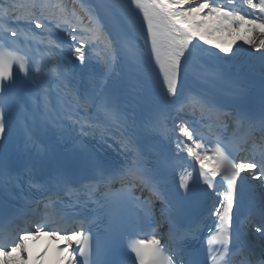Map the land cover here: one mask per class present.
<instances>
[{
  "label": "snow or ice",
  "instance_id": "snow-or-ice-1",
  "mask_svg": "<svg viewBox=\"0 0 264 264\" xmlns=\"http://www.w3.org/2000/svg\"><path fill=\"white\" fill-rule=\"evenodd\" d=\"M0 4H4V0H0ZM243 6L251 9V13L242 12ZM103 7L102 4L93 5L91 0H73L71 8L51 0H7L0 7V97L15 82L18 70L19 74L32 77L35 88L32 103L38 111L53 120L62 115L73 124H79L82 131L99 129L103 139L107 128H100L89 117L81 115L96 104V97L87 92L82 95L74 93L67 84V69L60 71L55 65L53 54L57 50L63 52L65 44L70 58L84 65L88 49L103 42L108 52L106 73L113 72L117 60L122 57L129 78L137 85L149 86L153 75L157 80L162 79L165 104L180 95L184 77L194 68L195 50L210 59H227L229 54L236 55L233 46L242 41L260 53L258 57L252 52L249 55L259 59L264 74V0H227L226 3L221 0H126L122 6L126 23L117 25L115 41L102 31L98 13ZM60 33L67 38L66 41L52 38ZM203 45L218 51L211 52ZM33 54H38L39 59H33ZM194 74L206 81L219 78V73L202 68ZM53 98L62 108L56 116L50 113ZM97 108L105 119L121 128L127 127V118L117 114L107 101L98 104ZM189 110L193 114L198 111L201 120L210 122L209 132H218L231 118L235 130L229 143L237 152L249 153V157L237 162V157L219 135L214 146L209 147L204 136L181 118V114ZM175 119L179 121L176 128L182 138L176 148L185 152L198 166L199 180L213 191L217 177H222L226 184V190L216 192L218 203L209 210L216 220L215 231L207 239L208 260L205 264H231L233 256L239 258L238 264H264V251L257 255L254 245L234 247V241L239 238V230L234 231L235 193L239 182L245 179L242 174L264 181V94L258 117L244 112L231 117L210 102L186 96L176 108ZM146 130L166 134L159 119L150 122ZM5 132L0 107V142ZM85 134L88 133L85 131ZM121 144L132 153L131 161L123 168L109 172L103 161L91 159L95 182L81 185L79 189L71 185L60 169H56L45 183L37 184L32 179V169L28 168L26 179L30 187L39 192L40 198L29 204L30 213L34 212V215L25 213L7 223L0 221V264H29V261L43 264L45 257H48L49 264H89L93 250L92 229L99 222L106 219L109 230L119 235L128 209L154 221L156 200L161 204V217L170 215L174 207H181L190 192L195 168L180 176L179 188L175 192L166 193L151 175L145 156L136 150L131 136H122ZM32 147L40 155L41 150L35 142ZM257 151L259 159L255 155ZM6 174V162L0 158V184L5 182ZM117 184L119 188L115 187ZM76 191L87 193L83 201L77 197L76 204L91 206L92 213L78 223V230L69 227L67 217L53 208L54 203L65 195L71 202L72 193ZM137 191L141 192L140 196ZM144 191L148 192L147 197H143ZM155 222L159 223L158 220ZM250 224L255 233L264 237V208H261L258 220L253 213ZM149 228V231L141 229L137 238L128 242L134 264H197L193 259L184 260L180 244L186 235L198 231L197 228L181 233L170 227L175 248L162 242L156 228L150 224ZM41 237H47L49 243L40 252L30 255L28 242Z\"/></svg>",
  "mask_w": 264,
  "mask_h": 264
},
{
  "label": "bare ground",
  "instance_id": "bare-ground-1",
  "mask_svg": "<svg viewBox=\"0 0 264 264\" xmlns=\"http://www.w3.org/2000/svg\"><path fill=\"white\" fill-rule=\"evenodd\" d=\"M52 3H62L63 5H66L67 7L71 8L73 6V0H51ZM204 48H208V49H212L213 52H217L218 50L215 49V48H212L211 46L209 45H203ZM236 52V51H235ZM200 51L199 50H195L194 51V56H195V61L198 63V64H202L204 61L206 60H214V59H210L209 57L206 56L205 59H202L200 57ZM250 52L248 51H240V52H236V55L235 56H231V54H229V60L235 62V63H242V62H248V64L250 65L251 68H259L260 69V61L259 59H253L252 57H250L249 55ZM254 53V52H252ZM224 54H221V56H223ZM107 56V55H106ZM256 57H258L257 55H255ZM93 68L95 69H100L101 70V73L102 72H105V65H97V64H94L92 66ZM101 78H100V83L103 82V77H105V74L102 73L101 75Z\"/></svg>",
  "mask_w": 264,
  "mask_h": 264
},
{
  "label": "rangeland",
  "instance_id": "rangeland-1",
  "mask_svg": "<svg viewBox=\"0 0 264 264\" xmlns=\"http://www.w3.org/2000/svg\"><path fill=\"white\" fill-rule=\"evenodd\" d=\"M241 48H245L247 45H244L243 43L240 42Z\"/></svg>",
  "mask_w": 264,
  "mask_h": 264
}]
</instances>
